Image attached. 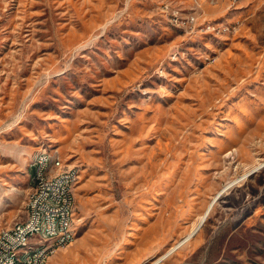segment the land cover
I'll return each instance as SVG.
<instances>
[{
    "label": "rangeland",
    "instance_id": "rangeland-1",
    "mask_svg": "<svg viewBox=\"0 0 264 264\" xmlns=\"http://www.w3.org/2000/svg\"><path fill=\"white\" fill-rule=\"evenodd\" d=\"M42 147L80 173L63 264H264V0H0V227Z\"/></svg>",
    "mask_w": 264,
    "mask_h": 264
},
{
    "label": "built area",
    "instance_id": "built-area-1",
    "mask_svg": "<svg viewBox=\"0 0 264 264\" xmlns=\"http://www.w3.org/2000/svg\"><path fill=\"white\" fill-rule=\"evenodd\" d=\"M48 149L42 147L30 164L35 170L30 171L29 184H38V191L32 193L33 201L26 202V217L16 220L14 232H5L0 227V264H13L16 257H23V264H49L45 263L46 253L60 250L67 240L73 239L70 231H75V194L62 192V198H55V191L61 178H69V185L76 186L80 173L63 161L59 151L57 164H63V171H57V177H50V170L45 169ZM34 240H41V248L36 249L33 263H25V255Z\"/></svg>",
    "mask_w": 264,
    "mask_h": 264
},
{
    "label": "crops",
    "instance_id": "crops-1",
    "mask_svg": "<svg viewBox=\"0 0 264 264\" xmlns=\"http://www.w3.org/2000/svg\"><path fill=\"white\" fill-rule=\"evenodd\" d=\"M148 1V0H147ZM155 1V0H151ZM151 4V3H149ZM225 3L219 5H207L204 7V11L206 13L210 14H218L220 11H225L226 9ZM245 121L241 120H236V126L234 128H231L230 131L228 132V135H222L218 137V143L219 145L216 146L214 145L212 148L214 149H219V152L215 153H203L201 155H197L196 158L191 157L192 159L189 160V162L186 164L185 168L183 169L182 173V183H184L186 180H188V177L191 173V170H194L196 173V176L194 178V183L193 184H198L199 182L203 180H208V182L214 183L217 182L220 179V172H223L224 169L218 170V168L221 166L223 163L221 160L222 158L221 155L223 154L222 151L227 150L229 147L233 150V152H236L237 154L242 152V149H244L243 145L246 143L247 137L246 134H243L242 136L238 135L237 128L244 129L245 127ZM229 150V151H231ZM232 152V153H233ZM225 162V161H224ZM217 169V170H216ZM225 179V184L230 181ZM198 181V182H197ZM192 184V183H191ZM230 188V187H229ZM220 190V189H219ZM218 190V191H219ZM217 193V192H216ZM217 202V201H216ZM215 205V204H214ZM206 208V207H205ZM70 249H62L58 251L57 254L51 257L50 262L53 263H65L64 255L69 252ZM71 251V250H70Z\"/></svg>",
    "mask_w": 264,
    "mask_h": 264
},
{
    "label": "bare ground",
    "instance_id": "bare-ground-1",
    "mask_svg": "<svg viewBox=\"0 0 264 264\" xmlns=\"http://www.w3.org/2000/svg\"><path fill=\"white\" fill-rule=\"evenodd\" d=\"M58 153H59L58 149H48V155L45 156V169L50 170V177H57V171H63V164H57ZM55 167H56V170H54ZM260 167L261 165H259L257 168H260ZM73 171H79V170L75 166H73ZM37 191H38V184H30V192H29V197H28L27 202L33 201L32 193H37ZM62 192H63V195H74L75 194V185H69V178H61V181L58 182V191H55V198H62ZM212 208L213 206L212 207L210 206L207 211L203 212L197 218L190 232L188 233L186 239L193 237L201 229V227L205 224L206 219L208 218ZM15 224H16V221L14 222L12 226L3 227V230H5V232H14ZM75 237H76V227H75V231H70V238H73V239L67 240L65 242V246L69 245L72 241H74ZM182 243L183 242H180L179 244L174 245L166 254L159 257L152 264L160 263L170 253L176 250ZM40 248H41V240H34L32 242V248H29L28 254L25 255V263H33L36 260V249H40ZM57 251L58 250L47 252L45 256V263L50 264L51 257L54 256L57 253ZM13 264H23V257L14 258Z\"/></svg>",
    "mask_w": 264,
    "mask_h": 264
},
{
    "label": "water",
    "instance_id": "water-1",
    "mask_svg": "<svg viewBox=\"0 0 264 264\" xmlns=\"http://www.w3.org/2000/svg\"><path fill=\"white\" fill-rule=\"evenodd\" d=\"M229 185H231V184H229ZM228 187H230V186H228ZM226 188H227V187H225V188L222 190V192H223ZM219 196H220V193H219V195L213 200V202H212V204H211V207L214 206V204H215L216 201L218 200Z\"/></svg>",
    "mask_w": 264,
    "mask_h": 264
}]
</instances>
